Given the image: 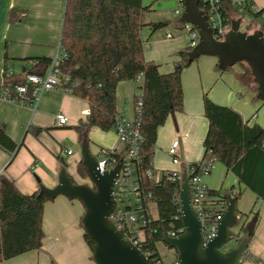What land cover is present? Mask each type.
<instances>
[{
    "label": "trees",
    "instance_id": "1",
    "mask_svg": "<svg viewBox=\"0 0 264 264\" xmlns=\"http://www.w3.org/2000/svg\"><path fill=\"white\" fill-rule=\"evenodd\" d=\"M203 5V0H199L201 9ZM216 5L226 24L233 19L234 12L241 8H247L254 16L264 15V7L254 12L249 0H245L244 5H239L237 0H218ZM152 9V4L145 5L143 0H66L60 38L63 57L59 68L68 77L63 89L89 102L87 119L75 126L80 143L84 139L89 142V132L93 127L105 132L114 130L120 113L117 108L119 83L142 78L140 91L134 96L135 107L139 100L143 103L142 111L138 114L143 140L137 160V174L145 193L150 194L146 202L156 204L158 216L154 218L150 214V220L144 228V239L139 246L149 253L152 264H163L158 243L164 242L165 233H180L183 228L179 205L181 181L178 176L172 178V172L166 170L156 182L145 174V170L154 167L158 130L166 124L172 112H182L184 109L182 72L191 64L187 52L192 48L187 46L179 51V59L168 73H162L156 62L147 60L144 53L146 39L142 36V30L148 28L153 34L170 24L167 21L146 22L145 13ZM28 14L27 9L13 6L10 23L20 22ZM261 29L264 30V23ZM22 60L32 61L22 76L43 75L52 62L48 56ZM8 61L6 55L4 97L17 103L31 104V94L20 93L16 89L24 82V78L13 79L14 75L8 76L7 72L11 69ZM239 65L242 68L241 79L256 96V84L250 68L246 63ZM204 113L209 122L203 142L204 154L199 162L188 164L189 175H197L203 167L213 166L219 161L235 175L244 189L264 199V128L258 123L250 124L251 119H244L234 108L214 102L207 93L204 94ZM40 129L35 130L36 134ZM19 147L20 144L9 136L6 125L0 124V148L13 158ZM127 148L124 146L121 152L110 154L120 160ZM77 172L82 178L88 176L82 160L77 164ZM233 190L231 188L222 192L220 189H209L207 211L214 216L221 203L228 204L231 196L238 200L242 191L232 194ZM50 200L40 189L31 194L22 193L14 180L5 173L0 174V262L42 248L44 206ZM236 214L243 217L249 215L239 212L237 208ZM243 231V235L234 232L231 235L239 237V241L244 235L251 237V232L246 229ZM84 238L93 250V244L86 234Z\"/></svg>",
    "mask_w": 264,
    "mask_h": 264
},
{
    "label": "crops",
    "instance_id": "2",
    "mask_svg": "<svg viewBox=\"0 0 264 264\" xmlns=\"http://www.w3.org/2000/svg\"><path fill=\"white\" fill-rule=\"evenodd\" d=\"M249 2L254 12L264 7V0H249ZM180 3L183 4L181 1ZM13 6L29 11L28 16L22 21L10 23L6 37L8 65L13 71V79H18L23 78L24 69L32 63L30 60L23 61L22 59L38 56L53 58L55 56L56 47H58L61 38L66 0H13ZM176 10H180V7L175 9V14ZM241 14L242 10H237L234 12L233 19ZM176 15L179 17L174 22L164 20L170 24L153 34H150L148 28L142 30V36L146 39L145 57L147 60L156 62L162 73H168L174 69V63L179 59V51L186 49L189 44V33L185 26L179 24L181 14ZM159 21L163 20L159 19ZM250 22V29L247 28L249 32L261 28V23ZM213 59L215 62L216 59ZM237 72L241 71L234 70V73ZM230 77L227 80L230 83H234V79L239 81L237 77ZM141 83L142 78L135 81H124L118 85L117 108L128 120L135 119L134 96L139 93ZM240 83L237 85L249 92L248 87L242 82ZM209 85L198 68L190 67L183 70L184 109L182 112L175 113L177 127L170 116L166 124L158 130L153 162L154 168L158 171L179 168L172 164L167 152L176 139L180 141V149L184 151L186 165L199 162L202 159L203 142L209 126L204 113V94L207 93L209 96L210 91H206L210 90L207 89ZM228 87L226 95L233 96L234 86L228 85ZM249 89L251 94L247 99L253 97V91L251 88ZM209 97L218 104L234 108L246 119L244 107L239 100L232 101L229 97L219 100L213 95ZM59 113L69 118V123L66 126L56 125L55 119ZM88 114L89 102L86 99L62 89L45 92L32 105L17 103L4 97L0 102V124L6 125L9 136L20 144V147L13 158L0 148V174L5 173L14 180L18 189L24 194H31L39 190L41 184L46 187H54L58 182L62 168L61 157L68 165L67 171L70 164H75L77 168V164L81 160V143L74 127L81 121H85ZM263 122L258 119L257 122L249 123H258L264 128ZM37 128L41 129L36 134ZM64 128L68 131H61ZM106 136H109L108 141ZM66 141H69V145L65 143ZM101 141L102 145H97L96 142ZM91 145L98 150L101 148L112 149L119 143L114 130L105 132L93 127L89 132L90 149ZM66 150H72V153L69 154ZM91 152L94 151L91 149ZM182 165L181 162L180 168ZM224 170L225 175L228 176L229 171L226 168L222 169L218 166L215 170L213 166L211 174L203 179L205 185L209 189H220L222 192L231 188L238 191L234 184L229 187L224 186L225 183L222 180ZM76 181L83 182L82 180ZM239 186L242 185L239 184ZM240 212L249 213L245 219L246 225L253 223L254 226L247 254L239 264H264V199L257 198L249 212ZM83 213L84 208L77 200L58 196L47 201L42 221L44 230L42 248L28 251L2 261L0 264H95L92 258V249L84 238V229L81 223Z\"/></svg>",
    "mask_w": 264,
    "mask_h": 264
},
{
    "label": "water",
    "instance_id": "3",
    "mask_svg": "<svg viewBox=\"0 0 264 264\" xmlns=\"http://www.w3.org/2000/svg\"><path fill=\"white\" fill-rule=\"evenodd\" d=\"M184 10L179 24H190L198 32V43L187 52L188 62L192 63L202 55L218 58V69L225 71L236 64L246 63L256 84V98L264 102V30L253 32L242 30L249 24L243 14L230 20V29L224 39L215 37L207 14L199 7V0H180ZM13 0H0V102L3 95V71L7 55V32L10 25ZM253 16V13L249 11ZM171 118L177 127L175 112ZM81 160L88 174L89 183L77 182L67 171V163L61 157L62 168L54 187L40 185V192L54 199L65 196L79 201L84 213L82 227L93 244L95 264H152L144 251L125 237L110 219L116 208L114 185L119 176L120 165L101 172L96 157L92 154L89 142L81 143ZM182 160L179 205L183 233L170 236L165 233L163 241L176 251L179 264H239L246 256L249 235L232 237L231 232L243 235V229L253 232V223L246 225L242 215L236 214L237 198L231 196L213 237L205 241L203 222L196 211L191 196L190 175L185 164L184 151L180 149ZM37 180H39L37 178Z\"/></svg>",
    "mask_w": 264,
    "mask_h": 264
},
{
    "label": "built area",
    "instance_id": "4",
    "mask_svg": "<svg viewBox=\"0 0 264 264\" xmlns=\"http://www.w3.org/2000/svg\"><path fill=\"white\" fill-rule=\"evenodd\" d=\"M218 0H203V9L208 17L209 23L213 29L214 35L217 39H224L225 34L230 29V23L226 24L222 18L216 2ZM238 4H245V0H238ZM176 14H181L180 10H176ZM189 32V44L193 48L199 40V35L196 30L192 28L190 24L184 25ZM62 46L59 43L56 54L52 58L51 64L48 66L46 72L43 75L38 74H25L23 76L24 82L17 86V90L20 93L31 94V105L39 100V98L47 91L53 89H63V84L67 81L68 77L64 75L60 68L59 63L62 60ZM8 76L13 75V71L8 70ZM65 91V90H64ZM4 95V91H3ZM142 100H139L135 107V119L128 120L121 113L117 115L116 125L114 131L118 138L119 145L112 149H98L92 154L98 161V166L101 172L114 168L116 165H120L119 176L114 185V197L116 199V208L111 214L110 219L116 225L118 229L124 231L125 237L131 240L139 248V243L144 239V228L150 220V204L146 202L150 194H146L143 186L138 180L137 174V160L139 159L140 144L143 140L139 125L140 119L138 114L141 113ZM57 126H66L69 123V118L59 113L55 119ZM124 146H128L122 159L119 160L116 156L111 155L113 152H121ZM67 153H72V150H66ZM173 165L179 166L177 169L170 170L172 172V178L177 176L181 181L182 168L180 164L182 162L180 156V141L174 140L167 150ZM136 161V162H135ZM188 168V165H187ZM213 166L207 165L203 167L202 172L190 176V188L192 202L199 213L203 222V233L205 241L213 237L218 223L222 218L225 209L228 204L221 203L218 212L213 216L207 211L208 203V187L205 185L203 179L211 174ZM189 172V171H188ZM145 174L158 182L163 172L158 171L154 167L147 168ZM235 190H233L234 194ZM183 233V228L180 233L171 232L170 236H178ZM237 237V236H236ZM238 238V237H237ZM148 257L149 253L144 252ZM154 264H162L155 262ZM173 264H179L177 259L173 261Z\"/></svg>",
    "mask_w": 264,
    "mask_h": 264
},
{
    "label": "rangeland",
    "instance_id": "5",
    "mask_svg": "<svg viewBox=\"0 0 264 264\" xmlns=\"http://www.w3.org/2000/svg\"><path fill=\"white\" fill-rule=\"evenodd\" d=\"M144 4L145 5L152 4V7H153V9L151 11H148L145 13V16H144L145 21H150V20H153V21L158 20L159 21V19L160 20L162 19L163 21L169 20V21L174 22L176 20V18L179 17L175 14V12H174L175 9L177 7H180L181 13L184 10V6L182 3H180V0H144ZM64 8H63V13H64ZM241 10H242V14L246 18V22L250 23L247 25L244 23L241 26L242 30H247L248 26L251 25L250 21L256 22V23H261V25L264 23V15L263 16L262 15L254 16V14H253V16H252L249 13V10L247 8H241ZM187 32H188V30H187ZM61 53L62 52H60V54ZM213 58L216 59L215 62H214ZM217 63H218L217 57L211 56V55H202L198 59H196L194 62H192L190 64V66L187 68H190V67L193 69L198 68L200 73L203 74V77L205 78V81L207 82V84L208 85L210 84L209 87L207 88L210 90H206L207 92L210 91L209 96L213 95L214 97H216L219 100L226 99V97L231 98L232 101L239 100L240 102H242L241 104L244 107V113H245L244 117L246 119L250 118L251 123L257 122L258 119H260L263 122L264 121V105H263L264 102L261 100H258L253 92H252L253 97L251 99H247L248 96L251 94L250 93L251 91H250L248 85L246 84V82L244 80H242L240 77L241 72H242L241 66L239 64H236L228 70L221 71L218 69ZM234 70L241 71V72L234 73ZM230 76H232V77H230ZM229 77L230 78H233V77L236 78L237 77L240 82H242L243 84H245L248 87L249 92H247V89L244 90L243 87H239L237 85V83H240V82L235 81V79H234V83L228 82L227 80ZM228 85L234 86V88L232 89L233 96L226 95V89L229 88ZM240 86H242V85H240ZM236 87H239V88H236ZM256 111H257V113H256ZM255 113H256V115L253 117V115ZM74 129H75V127H74ZM61 131H68V129L64 128ZM108 138H109V136H106L107 141L109 140ZM65 143L69 145V141H66ZM96 143H97V145H102V141L96 142ZM91 149L93 151H96V149L92 145H91ZM213 166L215 167V170H216V167H218V166L222 169L225 168V166L222 163H220L219 161H216ZM68 171L76 180H82L83 182H81V183H89L90 184V180L88 179V176L86 178L80 177V175L77 173V168H76L75 164H72V165L70 164ZM222 180L225 183L224 184L225 187H229V186H231V184H234L236 186L237 190H239V188H240V190L242 191V194H241L240 198L237 200V209L239 212L240 211L249 212L253 208L254 203L257 200L256 196L251 191L244 189L243 186H239L237 180L235 181V177H234L233 173H231V172H229V175L227 176V175H225V170H224ZM150 210H151V216L156 218L158 216V211H157V207H156L155 203H152L150 205ZM243 218L246 219L247 216H244ZM158 250H159L163 264H173V261L176 258V251L173 248H170L164 242H159L158 243Z\"/></svg>",
    "mask_w": 264,
    "mask_h": 264
}]
</instances>
